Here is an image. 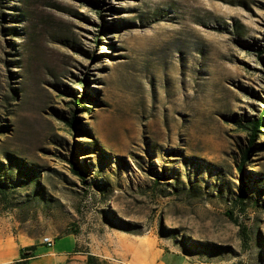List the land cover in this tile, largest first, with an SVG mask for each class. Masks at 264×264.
Instances as JSON below:
<instances>
[{
  "label": "rangeland",
  "instance_id": "1",
  "mask_svg": "<svg viewBox=\"0 0 264 264\" xmlns=\"http://www.w3.org/2000/svg\"><path fill=\"white\" fill-rule=\"evenodd\" d=\"M263 112L264 0H0V253L264 264Z\"/></svg>",
  "mask_w": 264,
  "mask_h": 264
},
{
  "label": "trees",
  "instance_id": "2",
  "mask_svg": "<svg viewBox=\"0 0 264 264\" xmlns=\"http://www.w3.org/2000/svg\"><path fill=\"white\" fill-rule=\"evenodd\" d=\"M84 97L86 96V94H83ZM75 104H78V100H75L74 101ZM264 114V112H263ZM262 114V115H263ZM263 116H260L258 118H255V119H252L248 122V125L246 126V128L249 131V143H252L255 136L257 135L258 132H260V127L261 125L263 124ZM69 125L71 127H76V121H75V118L74 116L69 120ZM248 151H249V147L247 149H244L243 152H242V160L241 162L239 163V166H238V170L242 171V166L245 164V161H246V158H247V154H248ZM74 171L78 174V175H81L82 178H83V174L81 171H79L76 167L74 168ZM246 192L245 190H242L241 191V195H240V201L242 203V200L246 197ZM33 248L32 247H23L21 249V252H20V260L16 261L15 264H21L22 261H24V259H26L29 255L28 251L32 250ZM25 250V251H24ZM28 250V251H27Z\"/></svg>",
  "mask_w": 264,
  "mask_h": 264
},
{
  "label": "crops",
  "instance_id": "3",
  "mask_svg": "<svg viewBox=\"0 0 264 264\" xmlns=\"http://www.w3.org/2000/svg\"><path fill=\"white\" fill-rule=\"evenodd\" d=\"M35 251H36V253H38L42 257H44V255L45 256L46 255H54L55 253L59 254V253L62 252L60 250L57 251V250L53 249L52 247L48 249L44 245L38 246ZM16 261H18V259L12 262L11 259L4 258L3 254L0 253V264H13ZM158 264H166V263H163V262L160 261ZM182 264H190V263L187 262V260H185L183 258L182 259Z\"/></svg>",
  "mask_w": 264,
  "mask_h": 264
},
{
  "label": "built area",
  "instance_id": "4",
  "mask_svg": "<svg viewBox=\"0 0 264 264\" xmlns=\"http://www.w3.org/2000/svg\"><path fill=\"white\" fill-rule=\"evenodd\" d=\"M42 243L46 246V248H51L54 246V240L51 237L44 236L42 238Z\"/></svg>",
  "mask_w": 264,
  "mask_h": 264
}]
</instances>
